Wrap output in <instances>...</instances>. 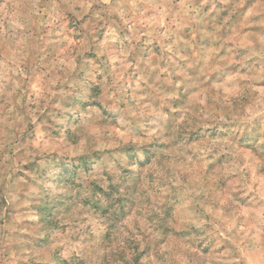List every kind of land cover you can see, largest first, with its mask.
I'll return each instance as SVG.
<instances>
[{
    "label": "rangeland",
    "instance_id": "374dc122",
    "mask_svg": "<svg viewBox=\"0 0 264 264\" xmlns=\"http://www.w3.org/2000/svg\"><path fill=\"white\" fill-rule=\"evenodd\" d=\"M0 264H264V0H0Z\"/></svg>",
    "mask_w": 264,
    "mask_h": 264
}]
</instances>
